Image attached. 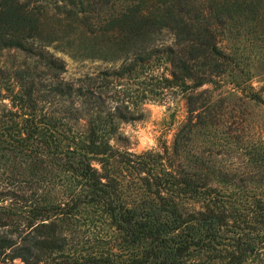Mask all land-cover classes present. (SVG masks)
<instances>
[{"label":"trees","instance_id":"1","mask_svg":"<svg viewBox=\"0 0 264 264\" xmlns=\"http://www.w3.org/2000/svg\"><path fill=\"white\" fill-rule=\"evenodd\" d=\"M163 30L173 43L159 42ZM4 48L32 59L2 96L0 160L12 174L0 181V264H264V147L202 87L248 64L247 48L264 68V0H0ZM57 51L108 65L64 78ZM148 74L146 91L130 85ZM171 93L186 112L171 142L120 144L121 123ZM234 149L251 158H218ZM23 183L29 196L15 190ZM82 210L107 216V246L80 248Z\"/></svg>","mask_w":264,"mask_h":264},{"label":"rangeland","instance_id":"2","mask_svg":"<svg viewBox=\"0 0 264 264\" xmlns=\"http://www.w3.org/2000/svg\"><path fill=\"white\" fill-rule=\"evenodd\" d=\"M173 39L174 36L171 31L163 30L160 34L159 42L161 44H171ZM57 54L65 60V70L62 72L64 78H77L85 72H95L108 65V62L103 60H76L68 54L59 51H57ZM253 54V50L245 49L240 56L245 55L244 58H248V64L242 63L234 75H225L221 86L214 88L212 84L205 83L202 87H207L208 92L212 93L215 100L220 97L226 99L224 103L227 108L225 107L224 110L228 112L224 115V118L228 119L227 124L232 127L241 126L242 138L249 142L256 141L261 147H264V105L250 101L246 95L248 94L247 92H260L264 97V90L259 89L264 86V68L259 67L260 65L256 58L251 57ZM31 59L30 56L19 49L4 48L0 50V110L8 107L9 102L8 97L2 98L3 94L16 92L18 85L24 80V78L18 77L15 70L23 66L25 60L29 61ZM164 66L165 63L162 64L159 70H162ZM150 77V74L141 75L134 82L132 80L129 82L130 85L132 84L138 90L146 91L151 85ZM234 80L240 83L236 86ZM44 81L46 83V79ZM230 92L236 93L237 96L240 95L241 98H234ZM145 106L147 111L144 118L122 122L120 126L122 132L120 144L132 151L156 148L159 142L163 140L170 143L174 131L183 121L186 114L184 97L181 93H171L161 100H148L145 102ZM231 107L234 108L231 109ZM235 114L240 116L237 117ZM220 128L223 130L225 126L221 125ZM217 155L219 159L226 161L227 164H233V162L236 164L241 159L247 160L251 158L248 153L240 154L239 150L236 149L229 153ZM10 174H12V170L6 165H2V160H0V181L5 182L8 180ZM14 178L19 179L20 176L15 175ZM15 179L14 181L18 182ZM22 185L23 187L21 188H19L20 186H15L18 196L19 194L29 196L32 192V187L25 183ZM12 196L15 198V195L12 194ZM9 200L7 199V201ZM75 222V238L83 250L100 249L102 246H107L115 237L116 230L109 223L107 216L103 212H99V210L94 211V213H87V211L82 210L78 220Z\"/></svg>","mask_w":264,"mask_h":264}]
</instances>
